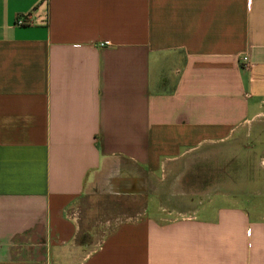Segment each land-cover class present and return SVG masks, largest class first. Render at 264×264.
Returning <instances> with one entry per match:
<instances>
[{
  "label": "crops",
  "instance_id": "1",
  "mask_svg": "<svg viewBox=\"0 0 264 264\" xmlns=\"http://www.w3.org/2000/svg\"><path fill=\"white\" fill-rule=\"evenodd\" d=\"M244 126L264 0H0V264H264V199L173 193Z\"/></svg>",
  "mask_w": 264,
  "mask_h": 264
},
{
  "label": "rangeland",
  "instance_id": "2",
  "mask_svg": "<svg viewBox=\"0 0 264 264\" xmlns=\"http://www.w3.org/2000/svg\"><path fill=\"white\" fill-rule=\"evenodd\" d=\"M251 146L252 141L247 138V128L244 126L238 132L237 145L231 149L228 148L227 152H225L226 145H223L222 151L219 146L206 147L198 153L185 157L184 165L187 170L181 176L182 180L176 187V191L171 192L200 196L212 189H220L224 193H239V195L248 196L252 200L264 199V146L257 148ZM171 184L172 182L170 188L173 186ZM256 194L262 197L254 198ZM177 204L181 205L182 203L177 202L175 205L178 206ZM118 207L119 210H122L127 208V204L119 203L116 207L113 206L116 210ZM180 207V209L178 208L179 211L174 212L176 214L170 217L171 219L184 218L190 215V210L181 211L185 207ZM102 210L94 209L91 214L89 213V219H96L95 224L99 229L106 231L122 219L116 215L104 214L105 212ZM148 210L150 216L157 215L151 207ZM106 222L107 224H105ZM101 223L105 225L101 226Z\"/></svg>",
  "mask_w": 264,
  "mask_h": 264
},
{
  "label": "built area",
  "instance_id": "3",
  "mask_svg": "<svg viewBox=\"0 0 264 264\" xmlns=\"http://www.w3.org/2000/svg\"><path fill=\"white\" fill-rule=\"evenodd\" d=\"M28 23V19L27 18H20L18 19L17 21V25H25ZM101 47L104 46V45H100ZM240 62L245 66L246 63H247V57L246 56H243L240 58Z\"/></svg>",
  "mask_w": 264,
  "mask_h": 264
}]
</instances>
